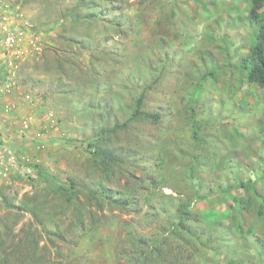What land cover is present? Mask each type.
Instances as JSON below:
<instances>
[{
  "label": "rangeland",
  "instance_id": "obj_1",
  "mask_svg": "<svg viewBox=\"0 0 264 264\" xmlns=\"http://www.w3.org/2000/svg\"><path fill=\"white\" fill-rule=\"evenodd\" d=\"M249 3L0 0V264H264Z\"/></svg>",
  "mask_w": 264,
  "mask_h": 264
},
{
  "label": "trees",
  "instance_id": "obj_2",
  "mask_svg": "<svg viewBox=\"0 0 264 264\" xmlns=\"http://www.w3.org/2000/svg\"><path fill=\"white\" fill-rule=\"evenodd\" d=\"M248 7V16L249 18L257 24V28L252 34V40L249 44L247 54H245L241 59V64L243 68L246 70V79L248 82L254 83L258 87L264 88V0H249ZM144 93H140L134 102V110L131 115L123 124L124 127L129 121L133 120L138 115H145L146 117H152L153 119H157L156 114L145 113L144 111H140V108L143 104ZM115 129L111 130H103L100 133V137L103 138L104 134L108 132H112ZM261 136L264 141V125L261 128ZM95 154L100 157V162L102 164H111L114 162H120L119 159L113 156L111 153H104L100 151V148L95 149ZM190 172L191 178H196L193 173ZM73 185V183L71 182ZM73 191L69 190V195L72 196ZM107 196V195H106ZM110 204L119 205L118 201L111 200ZM195 211H193V206L189 203H179L176 208V214L172 219V232L178 234L181 230L186 232H191V227L186 222L189 220L190 222L194 221L191 216ZM197 216L196 214H194ZM205 220H212L217 217L215 213H206L200 216ZM217 227L223 224V221H219L216 223ZM238 227L237 229H239ZM158 244V242H157ZM147 252H151L149 249ZM35 264H46L44 258L38 257L37 263Z\"/></svg>",
  "mask_w": 264,
  "mask_h": 264
},
{
  "label": "built area",
  "instance_id": "obj_3",
  "mask_svg": "<svg viewBox=\"0 0 264 264\" xmlns=\"http://www.w3.org/2000/svg\"><path fill=\"white\" fill-rule=\"evenodd\" d=\"M4 29L7 31V27L6 26H4ZM22 36V32H19L18 34H17V36ZM7 40H10V41H15V36L14 35H12V34H8L7 35ZM0 161H4L3 160V154L0 152Z\"/></svg>",
  "mask_w": 264,
  "mask_h": 264
}]
</instances>
